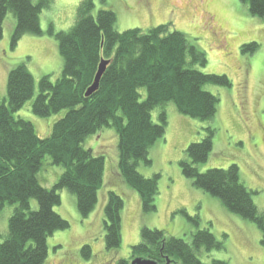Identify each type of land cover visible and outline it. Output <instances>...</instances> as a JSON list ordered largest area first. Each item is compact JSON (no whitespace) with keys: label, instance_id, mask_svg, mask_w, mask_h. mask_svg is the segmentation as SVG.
Instances as JSON below:
<instances>
[{"label":"trees","instance_id":"trees-1","mask_svg":"<svg viewBox=\"0 0 264 264\" xmlns=\"http://www.w3.org/2000/svg\"><path fill=\"white\" fill-rule=\"evenodd\" d=\"M49 1L0 0V38L9 14L12 47L24 33L43 34L39 15ZM239 1L246 4L249 14L264 18V0ZM93 10V0H80L75 21L67 30L55 32L49 25L48 33L54 36L62 59L61 73L55 81L50 75L39 78L38 93L30 105V112L42 118L63 112L47 137L39 136L31 121L16 115L34 95L32 74L22 63L6 74V93L0 101V213L11 209V214L6 234L0 235V264L45 262L47 239L70 227L54 209L60 204L62 189L74 196L81 217L94 210L104 184L105 156L86 143L107 129L116 135L114 172L138 194L142 212L155 211L160 175L145 177L139 168L151 164V148L165 140L167 106L210 122L219 98L205 86L231 85L226 75L199 70L207 63L205 53L184 33L170 30V23L119 32L113 10L99 9L96 14ZM257 47L251 42L240 50L253 53ZM101 60L108 64L96 91L86 96ZM203 130L200 140L184 150L179 161L182 174L193 186L218 198L228 212L255 223L264 250V218L253 199L256 192L246 187L237 164L200 171L212 153L215 133L211 125ZM49 171L55 180L45 183L43 176ZM124 206L121 194L106 190L101 211L103 246L108 252L120 247ZM188 219L198 224L196 216ZM220 247L207 228H197L187 240L142 226L140 241L130 247V260L119 259L116 264H129L137 256L158 264H166L167 259L170 264H227L199 257ZM80 256L91 257L89 245L81 247Z\"/></svg>","mask_w":264,"mask_h":264},{"label":"rangeland","instance_id":"rangeland-1","mask_svg":"<svg viewBox=\"0 0 264 264\" xmlns=\"http://www.w3.org/2000/svg\"><path fill=\"white\" fill-rule=\"evenodd\" d=\"M79 1L50 0L39 15L43 34L24 33L13 47L11 14L6 16L3 24L0 101L6 93L8 70L24 64L33 76L35 92L16 115L31 121L42 137L49 135L52 124L63 115L60 112L42 118L30 112V105L38 93L39 78L50 75L51 81H55L61 73L62 59L48 28L51 24L53 31L57 32L73 25ZM93 3L95 14L99 9H111L116 13L115 28L119 32L131 28L145 31L170 23V30L184 33L205 53L207 63L199 70L226 75L231 85L205 86L219 98L216 116L210 122L180 114L172 104L167 106L165 140H158L151 148V164L139 168L145 177L154 173L160 175L156 210L153 212H142L138 194L127 188L114 172L117 161L114 131L107 129L89 139L86 144L94 146L95 152L105 156L104 184L98 194V203L83 218L76 209L74 196L66 189L59 191L60 204L54 209L69 222L70 227L53 233L47 239V258L43 264H116L119 259L129 261L130 247L140 241L142 226L187 240L197 228H207L221 242V247L208 255L201 253L202 261L219 259L227 264H264L261 231L257 225L228 212L218 198L193 186L179 166L186 146L200 140L204 127L213 126V150L207 162L200 166V171L237 164L246 187L256 192L253 199L264 218V18L249 14L246 4L239 0H93ZM251 42L258 44L257 49L253 53H242L240 46ZM43 179L49 183L54 179L53 172L49 171ZM108 189L121 194L125 203L121 244L114 252L106 251L103 246L101 206ZM10 214L11 209L0 213V235L6 234ZM194 216L198 218V224L188 219ZM83 245L91 248L88 260L80 256Z\"/></svg>","mask_w":264,"mask_h":264},{"label":"water","instance_id":"water-1","mask_svg":"<svg viewBox=\"0 0 264 264\" xmlns=\"http://www.w3.org/2000/svg\"><path fill=\"white\" fill-rule=\"evenodd\" d=\"M107 64H108L107 60H101L100 61L98 68H97V72L94 76L93 82L86 90V93H85L86 96H89L94 91H96V89L98 88L100 78H101ZM129 264H158V263L155 260H152L150 258H147L144 256H137V257H134L133 259H131ZM166 264H170L169 259L166 260Z\"/></svg>","mask_w":264,"mask_h":264}]
</instances>
